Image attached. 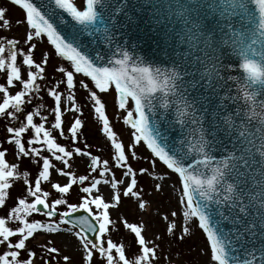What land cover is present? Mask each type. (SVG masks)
Returning <instances> with one entry per match:
<instances>
[{"label":"snow or ice","instance_id":"6c2138e0","mask_svg":"<svg viewBox=\"0 0 264 264\" xmlns=\"http://www.w3.org/2000/svg\"><path fill=\"white\" fill-rule=\"evenodd\" d=\"M10 3L22 10L23 17L15 24L24 26V35L23 46L18 36H0V74L5 77L0 83V119L5 120L6 133L0 140V208L11 198L15 181H22L24 192L0 216V246L4 247L0 264H35L37 258L42 264H59L57 257L70 264L71 256L55 246L57 237L65 249L80 251L79 264H93L97 258L102 264H155L156 241L162 237L154 234L149 240L143 234L144 223L121 217L136 246L129 258L125 245L111 238L115 222L110 209L118 208L123 195L144 210L138 175L160 181L154 190L163 192V182L173 174L178 180L173 191L179 195L176 209L162 217L167 236L182 242L199 231L204 238L199 255L206 259L198 264H264V0H168L159 7L155 0ZM137 4L140 11H147L145 5L150 4V15H139ZM7 11L0 6V29L4 31L12 27ZM129 11L134 15L130 17ZM116 12L125 17L124 21L116 17L121 26L147 19L150 27L174 40L179 37L187 51L164 70L119 45L118 58L113 55L105 60L99 54H87L85 33L106 40L111 51L114 35L109 32L116 30L112 22ZM61 17L71 24L66 32L61 30L66 27ZM168 17L175 18L178 29L167 31L173 22ZM45 38L52 51L43 50L37 61L34 50ZM233 55L238 59L233 60ZM50 57L63 61L53 65L51 80L46 74ZM233 65L240 74L225 76ZM77 83L109 142L108 158L93 154L87 143L83 148L77 146L85 139L79 115L65 134L64 115L83 111L76 99ZM17 84L19 90L12 93L10 89ZM113 90L114 103L125 113L123 123L131 130L127 148L113 130L100 95ZM42 93L50 98L51 106L43 102ZM173 108L179 135L187 132V138L170 145L172 137L164 134L161 122L171 116ZM57 137L70 144L58 142ZM4 143L12 146L17 162L7 160L9 149L3 148ZM141 145L148 156H138L135 149ZM219 148L227 149L221 160L216 159ZM129 154L131 161L145 159L149 167L135 169ZM76 158H86L82 160L85 174L70 170ZM22 159L37 166L34 179H30V171L20 170ZM113 169L121 171L120 178ZM53 170L66 182H53ZM45 182L58 194L56 198L50 200L52 193L42 187ZM102 185L109 188L107 199ZM74 187L78 188V202H69ZM60 206L63 210H58ZM33 214L44 219H30ZM177 219L181 221L179 234ZM193 221L195 225L190 227ZM13 224L16 226H10ZM36 234L46 236L43 243L38 242L39 256L27 244Z\"/></svg>","mask_w":264,"mask_h":264},{"label":"rangeland","instance_id":"374dc122","mask_svg":"<svg viewBox=\"0 0 264 264\" xmlns=\"http://www.w3.org/2000/svg\"><path fill=\"white\" fill-rule=\"evenodd\" d=\"M74 3L81 4V0H74ZM0 6H4L8 9L6 13V17L12 21V27L8 31H4L0 29V36H7L13 37L18 36L21 38V46L22 38L24 35V26H17L15 21L17 19H21L23 17L22 11L15 7L14 5L6 2L5 0H0ZM43 50L52 51L50 46L47 44L46 39L43 41L37 42V48L34 50V58L39 61L41 59V52ZM58 58L50 57L49 63L46 68V74L48 75L49 80L52 79L53 73V65L58 63H62ZM59 78V74L57 77ZM81 77L77 76V81H79ZM5 82V77L3 74H0V83ZM90 83V82H89ZM91 86V85H90ZM19 90V84L16 87L11 88L10 91L14 93L15 91ZM2 95V94H0ZM43 95V102L51 106L52 101L50 98L47 97L46 94L42 93ZM102 96V100L106 103V115L109 118L110 124L113 127V130L118 134V138L122 140L125 147L127 148L128 144L131 142L130 137V128L123 123V115L125 114L122 110H118L115 103H114V90L107 95L100 94ZM76 99L77 102L81 105L83 111L82 114H77L74 112H69L64 115V127H65V134L67 135V127L69 126L71 120H73L76 116H80V118L84 121L83 133H84V142H78L77 146L81 148L84 147V143L89 145L88 150L91 151L95 155H99L102 158H108L109 156V142L100 132V124L96 120L94 113L91 109L90 103L87 102L86 93L83 89L79 87L77 83L76 87ZM34 104L37 103L36 101L33 102ZM52 117L49 116V120ZM38 122V120H37ZM5 120L0 119V140H3L6 133L4 130ZM55 135V133H54ZM27 136L25 137V140ZM58 142L68 145L70 144V140H64L62 138L57 137ZM3 148H8L9 152L7 153V160L10 163L17 162L14 158L13 152L11 150L12 146L4 143ZM99 149V151H98ZM138 156L146 157L148 156V152L144 147L137 146L135 149ZM47 155V153H44ZM130 162L135 169H139L140 167H149L147 161L145 159H140L138 161H131V157L129 154ZM83 159L86 158H76L73 162V167L70 169L71 171L75 172L77 175L85 174L86 168L84 163L82 162ZM57 167H62L59 162L53 161ZM110 161V167H111ZM19 167L21 171L28 170L32 173L30 179H34V176L37 171V166L30 163L28 159H22L19 161ZM157 169L160 170V165H157ZM117 178H120L121 171L117 169H113ZM95 175V174H94ZM51 180L53 182L60 181L61 183L66 182V178L59 177L56 172L53 170L51 175ZM156 183H160L158 180H153L147 175H138V185L137 190L142 192L141 198L146 201V207L144 210H140L138 208V202H134L131 198H124L122 195L121 203L116 209H110L111 218L115 222L114 229L111 231V238L115 242H122L126 248V254L131 258L132 253L136 250V246L133 244V236L129 232H127L123 224L121 223V217L126 219L130 223H144L145 230L144 235L146 238L151 240L155 235H159L162 237L161 240L156 241L159 245L157 249V256L158 259L155 261V264H198L206 259V257H202L199 255L200 249L204 246V239L199 231H197L195 236L187 237L182 242L177 240L175 237H169L165 234V221H163L162 217L169 213V210H175L177 207L176 204V197L179 195L178 191H173V185L175 184L178 187V180L176 175H172L170 180H165L164 184V191L163 192H156L154 190V185ZM42 187L44 190H48L52 193L50 200L56 198L58 196L54 190L51 189L50 184L45 182ZM101 191L105 194V198H108L109 188L107 186H100ZM78 188L74 187L72 189L71 194L67 197L69 202H78L77 197ZM24 192V185L22 181H15L13 183L12 188L10 189L11 198L7 200L6 205L3 208H0V216H4L9 208L13 206L14 200L13 198L23 194ZM58 210H63V206H60ZM182 210V209H181ZM30 219H44L42 216H38L33 214ZM172 219V217H169ZM181 221L177 219V234H179V227ZM195 221L191 222L189 225L190 227H194ZM15 227L16 225H10ZM112 226H110L111 228ZM15 239V237L13 238ZM46 239L45 234H36L35 239L30 238L27 242L29 248H33L39 256L40 248L38 246L39 243H43ZM171 241V243H170ZM55 246L61 248L62 254L70 255L71 261L70 264H79L81 253L79 250H73L72 248L65 249L60 242L59 238L55 240ZM4 250L3 246H0V252ZM23 258V254L22 257ZM59 264H64V261L57 257ZM35 264H42V261L37 258ZM51 264H56V261H52ZM93 264H102V262L97 258L94 259Z\"/></svg>","mask_w":264,"mask_h":264},{"label":"water","instance_id":"95a60500","mask_svg":"<svg viewBox=\"0 0 264 264\" xmlns=\"http://www.w3.org/2000/svg\"><path fill=\"white\" fill-rule=\"evenodd\" d=\"M10 1V0H8ZM40 2V0H38ZM43 3L47 4L48 0H42ZM114 2L119 3V0H114ZM145 0H140V3H144ZM157 3V7L163 2L167 4L168 0H155ZM125 3H137V0H125ZM147 11H140L139 4H137L138 14L144 17H147L151 13V5H145ZM112 9L110 8L108 12L105 13V16L111 13ZM127 11V9H125ZM128 15L131 17L134 14L132 12H128ZM116 17L119 18V21H124L125 17L121 15L119 12L115 13L113 18V23L116 24V30L114 33L110 32L109 34L114 35V42L111 45V51L109 50V45L106 40L103 38L93 37L88 33H85L84 38V50L87 54L95 57L97 54L104 57L107 60L109 57L115 55L117 58L119 57V53H116L117 45L121 46L124 51H128L132 56H138L142 59L146 64H150L153 67H159L161 70L172 67V60L177 59L178 57L183 56V53L187 51V45L182 44L180 42L179 37H176L174 40L172 36L165 35L164 32L158 31L155 26H149L147 23V19L140 20L137 19L135 24H130L125 22L123 26L117 21ZM172 19V23L167 25V31L171 32L174 27L178 29V25L176 24V20L174 17H168ZM161 24L163 25L164 17L161 16ZM60 22L62 25L66 27L62 28V31H68L71 28V24L69 23V19L65 17H61ZM110 27V26H109ZM175 35V34H173ZM91 40V43H89ZM231 52V50H229ZM233 60L238 59L235 55H233ZM225 76L239 75V71L236 66L233 65V68L229 71L223 73ZM230 86L233 94H235V86L230 82ZM227 90V89H226ZM171 116L163 120L161 123L163 124L162 131L166 136H171L172 139L168 140V143L171 145L173 140H181L187 138V132L185 136H180L181 128L179 124L175 122V110L174 108L170 110ZM165 116H168V113H164ZM194 144L195 141L193 140ZM187 147V145H185ZM145 149V148H144ZM216 159L221 160L223 156L221 153L227 154V149L219 148L215 150ZM203 237V236H202ZM204 239V238H203Z\"/></svg>","mask_w":264,"mask_h":264},{"label":"bare ground","instance_id":"6f19581e","mask_svg":"<svg viewBox=\"0 0 264 264\" xmlns=\"http://www.w3.org/2000/svg\"><path fill=\"white\" fill-rule=\"evenodd\" d=\"M58 238V237H57Z\"/></svg>","mask_w":264,"mask_h":264}]
</instances>
